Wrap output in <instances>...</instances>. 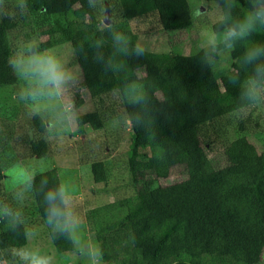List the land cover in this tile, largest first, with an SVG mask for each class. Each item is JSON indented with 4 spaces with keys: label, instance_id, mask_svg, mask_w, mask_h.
I'll return each instance as SVG.
<instances>
[{
    "label": "trees",
    "instance_id": "1",
    "mask_svg": "<svg viewBox=\"0 0 264 264\" xmlns=\"http://www.w3.org/2000/svg\"><path fill=\"white\" fill-rule=\"evenodd\" d=\"M106 2L110 16L117 8L111 17L134 43L136 35L128 23L134 18L156 14L164 30L188 29L192 24L188 0ZM210 4L215 0H207V8ZM29 5L28 15L0 20V87L17 81L8 64L11 33L38 34L45 46L68 43L81 72V86L96 98L139 75L129 71L102 79L97 65L73 55L74 50L90 48L104 23L88 9L86 0H29ZM253 40L264 42V33ZM241 51L242 46L232 54L233 69ZM194 53L149 51L146 57L129 61L133 68L143 66V74L156 81L154 98L168 96L171 103L162 106V114L159 104L152 112L154 138L147 137L143 126L128 127L132 144L126 152V169L132 193L86 212L91 242L103 248L104 264H243L239 259L244 257L249 264L259 263L264 246V147L256 148L248 139L247 117L237 120L231 115L238 90L226 78L228 65L211 72ZM179 87L186 91V100L179 99ZM75 99L79 108L83 99L78 93ZM120 105L125 114L132 110L123 101ZM103 115L97 108L80 113L77 127L97 130ZM31 122L22 143L30 155L42 158L48 151L45 126L41 116ZM218 143L221 146L211 151ZM37 173L50 183L58 180L54 168ZM90 173L96 183L107 175L101 161L90 164ZM170 176L180 179L159 185V180ZM2 178L0 166V201L8 202ZM30 193L54 249L59 254L78 253L67 237L51 235L43 195L35 190ZM26 225L24 216L14 231L0 221V254H6L0 255V264L9 263L10 252L26 244Z\"/></svg>",
    "mask_w": 264,
    "mask_h": 264
},
{
    "label": "clouds",
    "instance_id": "2",
    "mask_svg": "<svg viewBox=\"0 0 264 264\" xmlns=\"http://www.w3.org/2000/svg\"><path fill=\"white\" fill-rule=\"evenodd\" d=\"M86 4L91 11L107 7L106 0H86ZM30 11L29 0H0V20H12L17 15H28ZM189 15L199 28L194 55L199 57L201 66L215 72L228 65L226 78L238 90L232 117L244 120L250 110L264 108V42L253 40L256 34L264 33V0H215L211 12L207 10V0H191ZM104 20L97 29L101 35L92 39L90 48L74 50L73 55L97 65L102 79L122 76L129 71L139 73L113 88L111 96L117 103L123 101L132 106L131 111L117 116L124 127L143 126L147 137L154 138L152 112L159 104L162 114V106L171 102L168 96L154 98L156 81L143 74V66L133 68L129 63L146 57L149 48L143 42L134 43L111 16L106 14ZM241 46L233 69L230 66L232 54ZM8 64L18 81L16 100L28 108L29 119L48 113L50 119H42V124L46 129H55L58 134L78 124L80 113L75 93L81 86V72L60 46H45L38 34L19 35ZM177 95L181 100L187 99L182 87ZM17 183L22 187L13 192L15 203L0 201V221L6 229L14 231L23 224L24 214L18 205L25 200L28 191L35 190L43 195V211L51 235L56 239L67 237L75 245L83 224L75 186L67 179L50 183L41 173L25 174ZM25 235L32 237L35 232L28 231ZM79 252L89 264H104L103 248L95 243L82 247ZM0 255L6 257V254ZM11 255L22 264H53L50 256L29 247L15 248Z\"/></svg>",
    "mask_w": 264,
    "mask_h": 264
},
{
    "label": "rangeland",
    "instance_id": "3",
    "mask_svg": "<svg viewBox=\"0 0 264 264\" xmlns=\"http://www.w3.org/2000/svg\"><path fill=\"white\" fill-rule=\"evenodd\" d=\"M190 2L191 0H188L189 5ZM109 4L106 2V9L95 11L99 20L104 21L106 14L110 16ZM214 8L215 4H210L207 10L211 12ZM116 10L117 8H113L112 15L116 14ZM128 23L136 35L135 42L145 43L149 51L183 54L196 51L199 28L192 19V24L188 29L180 30H164L156 14L134 18ZM19 35L11 33L10 39L13 45ZM57 46H60L71 62L77 65L73 61L72 49L68 43ZM17 87L18 81L13 86L0 87V166L3 173L1 186L4 193L8 200L12 201L13 192L18 187H22V184L17 182L22 181L25 174H35L54 168L58 180L67 179L75 186L76 200L83 218L80 237L74 245L78 253L59 254L50 243L44 223L38 217L31 193L28 191L25 200L18 207L22 209L27 219V232L34 231L35 235L27 237L23 247H29L50 256L53 264H89L87 258L79 252L82 247L93 243L91 242V231L86 222V212L92 207L132 193L126 169V152L132 144V135L129 128L124 127L117 119L118 114L124 115L125 113L120 103L113 100L111 92L102 93L96 98L80 86L76 92L83 99L82 105L78 108L79 113L93 108L102 110L104 114L102 127L89 130L85 126L77 127L76 125L71 130L60 134L55 129L45 127L43 137L47 142L48 151L44 157L38 158L30 155L22 143V137L32 122L27 115L28 108L16 100ZM41 117L45 121L50 119L46 112L41 113ZM247 120L244 131L248 132V139L256 148L264 147V108L250 110ZM233 125L236 126L235 120ZM220 146V143L212 146L211 151L217 150ZM211 156L213 157V154ZM95 161H101L105 166L107 175L102 182L96 183L92 179L90 164ZM179 179L177 176H170L159 180V185H169ZM11 253L12 251L7 264H22L16 261ZM260 253L258 264H264V246ZM239 261L249 264L245 257Z\"/></svg>",
    "mask_w": 264,
    "mask_h": 264
},
{
    "label": "water",
    "instance_id": "4",
    "mask_svg": "<svg viewBox=\"0 0 264 264\" xmlns=\"http://www.w3.org/2000/svg\"><path fill=\"white\" fill-rule=\"evenodd\" d=\"M103 22H105V20Z\"/></svg>",
    "mask_w": 264,
    "mask_h": 264
}]
</instances>
